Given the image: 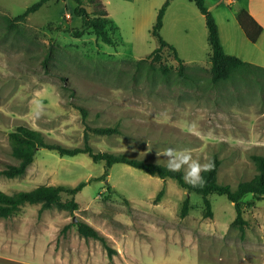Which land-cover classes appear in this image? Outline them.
I'll return each mask as SVG.
<instances>
[{
	"label": "rangeland",
	"instance_id": "1",
	"mask_svg": "<svg viewBox=\"0 0 264 264\" xmlns=\"http://www.w3.org/2000/svg\"><path fill=\"white\" fill-rule=\"evenodd\" d=\"M37 1L0 0V169L18 162L8 135L26 125L49 143H88L94 152L126 153L164 165L167 157L158 153L170 146L190 150L202 164L216 154L218 181L232 188L256 173L252 155L264 156V69L255 66L212 83L205 19L193 2L170 0L160 31L184 62L190 76L184 78L171 50L165 48L159 60L150 55L159 42L150 33L156 16L150 19L148 11H158L165 0L134 6L137 12L127 10L122 18L115 14L120 26L110 33L112 44L91 29L80 37L72 34L82 27L73 0H49L9 25L7 18ZM204 1L223 21L233 18L240 4ZM84 6L92 12V4L85 0ZM232 20L234 30L221 21L225 51L258 60L256 44ZM87 126L120 131L96 134ZM80 182L85 184L74 195L75 209L25 204L0 218V264H264V197L244 196L246 223L240 231L232 224L233 203L223 195L209 196L212 215L206 216L202 197L190 192V209L181 217L187 192L174 179L48 148L36 151L21 176L0 175V190ZM69 199L61 195L62 202ZM77 221L98 229L111 256L99 240L70 225Z\"/></svg>",
	"mask_w": 264,
	"mask_h": 264
},
{
	"label": "trees",
	"instance_id": "2",
	"mask_svg": "<svg viewBox=\"0 0 264 264\" xmlns=\"http://www.w3.org/2000/svg\"><path fill=\"white\" fill-rule=\"evenodd\" d=\"M49 0H38L37 2L28 6L21 14L15 15L12 18H7L9 25L15 26L16 21L24 20L30 13L38 10L45 2ZM76 5L73 9V14L80 17L82 21L81 29L72 30L75 37H80L87 30H92L97 38L102 42L112 44L111 32L117 28L109 18L107 10L102 0H86L93 5L92 12H88L85 8V0H73ZM197 7L199 12L204 16L205 26L207 28V40L210 47V80L212 83H217L222 80L229 79L236 72L244 69H250L255 65L240 59L239 57L228 54L224 51L221 44L218 26L213 14L205 5L204 0H191ZM170 0H165L157 11L156 20L153 24L150 33L158 39L159 46L156 47L150 55L154 60L161 58L162 51L167 48L171 50L176 60L179 63V74L184 78H189V74L183 71L184 62L177 55L175 47L165 41L161 35L160 30L163 25V16ZM236 20L250 42H255L262 31V26L253 18V16L244 8L237 7ZM80 107V106H79ZM80 110L85 114V109L80 107ZM87 129L92 133L111 135L118 133L120 130L116 126H87ZM9 144L11 148V155L18 160L17 163H8L3 169H0V175L7 178L21 176L25 173L27 167L32 163L35 153L39 148H48L56 150L60 155H75L78 153L88 154L93 161L103 160L106 167H110L115 163H124L131 167L142 170L143 172L156 175L162 179L172 178L177 184L184 188L187 196L183 199L180 207V216L187 215L190 209L189 193L194 192L202 197L204 207V214L206 216L212 215L211 201L209 196L211 194L223 195L233 203L235 210V218L232 224L244 230L246 220L243 217L244 213V196L251 194L254 197H264V156L254 154L252 158L255 163L256 173L250 178L239 181L235 188L228 183H220L217 178V172L221 163L220 158L214 154L209 163L213 165L211 170L202 172L201 175L205 179L203 186L193 187L184 179V172L182 170L177 172L169 171L166 165L155 163L130 157L126 153H110V152H94L90 144L85 143L83 147H66L60 143H49L45 140L43 133L40 130L30 128L26 125H18L8 135ZM85 182H80L74 187H67L64 185H38L30 190H19L13 193H6L0 190V218L8 217L15 214L22 205L40 203L41 208H50L54 205L75 209L77 203L74 200V195L82 189ZM107 188H110L107 185ZM65 193L70 196L66 202L61 201V195ZM163 194V188L159 190L155 199H159ZM77 228L78 233L85 238L97 239L101 242L108 255L111 256V248L105 237L92 225L77 221L71 223ZM68 225L64 226V230Z\"/></svg>",
	"mask_w": 264,
	"mask_h": 264
},
{
	"label": "crops",
	"instance_id": "3",
	"mask_svg": "<svg viewBox=\"0 0 264 264\" xmlns=\"http://www.w3.org/2000/svg\"><path fill=\"white\" fill-rule=\"evenodd\" d=\"M156 1L158 3V0H156ZM172 1H171V3H172ZM189 1H191V0H189ZM102 2H103L104 6L107 10L109 18L112 20V22L116 26V28L119 29L120 24H119V21H117L119 19H116V18H118V17L122 18V16H124L126 14V12H128V11L133 10V12H135L136 10H135L134 6H138L139 9L144 8L145 6H149V2H152V1L151 0H102ZM234 3L235 4L240 3L238 5V7H242L244 9H246L253 16V18L262 26L261 33L259 34L257 40L255 42H253L256 44L257 48L260 51V57L258 60H249L247 62H250L251 64H253L257 67L264 69V0H237ZM227 5H229V4H227ZM157 8L158 7H153V13L150 10L148 11L150 19L152 18V16H154V14L156 16V11H157L156 9ZM217 8L218 7H216V9ZM168 13H169V10H166L164 17H163L164 22H163V25L161 27L162 30H163L164 25L166 23V20L168 18L167 17ZM115 14H117L119 16L115 17ZM219 15H220V11H218V9H217L216 13L213 12V16H214L215 21H216L217 26H218L220 41H221V44L223 46L224 43H223V39H222L223 37H222V33H221V21L226 22L225 25H226V28L228 30H234V22H231L230 20L234 19V21H236V12H234V14H232L233 18L227 19L225 21H223V19H221L219 17ZM224 51H225V49H224ZM226 53H228V52H226ZM228 54H230V53H228Z\"/></svg>",
	"mask_w": 264,
	"mask_h": 264
},
{
	"label": "clouds",
	"instance_id": "4",
	"mask_svg": "<svg viewBox=\"0 0 264 264\" xmlns=\"http://www.w3.org/2000/svg\"><path fill=\"white\" fill-rule=\"evenodd\" d=\"M159 154L167 157L166 167L169 171L177 172L185 168L184 179L193 187L203 186L205 179L201 173L209 171L213 167L211 163L202 164L198 159H194L191 151L188 149H179L170 146Z\"/></svg>",
	"mask_w": 264,
	"mask_h": 264
},
{
	"label": "built area",
	"instance_id": "5",
	"mask_svg": "<svg viewBox=\"0 0 264 264\" xmlns=\"http://www.w3.org/2000/svg\"><path fill=\"white\" fill-rule=\"evenodd\" d=\"M237 0H225V2L227 3V4H230V3H234V2H236Z\"/></svg>",
	"mask_w": 264,
	"mask_h": 264
},
{
	"label": "water",
	"instance_id": "6",
	"mask_svg": "<svg viewBox=\"0 0 264 264\" xmlns=\"http://www.w3.org/2000/svg\"><path fill=\"white\" fill-rule=\"evenodd\" d=\"M74 220H75V218H74Z\"/></svg>",
	"mask_w": 264,
	"mask_h": 264
}]
</instances>
